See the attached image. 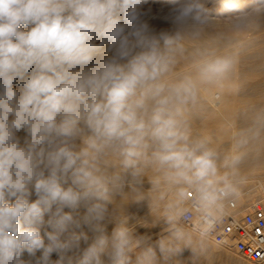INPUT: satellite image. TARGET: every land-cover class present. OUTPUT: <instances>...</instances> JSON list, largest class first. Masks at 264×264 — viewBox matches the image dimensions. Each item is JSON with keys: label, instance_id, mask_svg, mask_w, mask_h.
Segmentation results:
<instances>
[{"label": "clouds", "instance_id": "obj_1", "mask_svg": "<svg viewBox=\"0 0 264 264\" xmlns=\"http://www.w3.org/2000/svg\"><path fill=\"white\" fill-rule=\"evenodd\" d=\"M262 24L264 0H0V264L206 252L264 137V110L228 153L194 136L202 91L231 78L245 43H187ZM181 61L191 70L177 72ZM141 203L163 225L155 246L129 225Z\"/></svg>", "mask_w": 264, "mask_h": 264}, {"label": "bare ground", "instance_id": "obj_2", "mask_svg": "<svg viewBox=\"0 0 264 264\" xmlns=\"http://www.w3.org/2000/svg\"><path fill=\"white\" fill-rule=\"evenodd\" d=\"M220 21L219 19L215 21V27L220 30L226 29L230 24L223 22L225 23L223 25ZM221 25H223L224 28H220ZM255 31H258L259 34H256L249 40L244 39L245 47L241 51L239 64L235 68L231 78L221 87L203 90L201 96L205 107L201 110L194 111L190 115V123H193L196 118H202V121L197 119L198 122L200 121V125L198 124L197 127L193 126L195 129L193 128L194 131L191 129L193 131L192 134L194 136L209 137L213 145L222 153H228L232 150L235 133L241 128L249 125L252 116L256 113L255 108L257 107V105H255L256 102L253 100V96L264 91V85L257 82L259 80L258 77L264 75L260 74L257 76L259 73L257 66L261 65L262 69H264V24ZM236 36V34H228V37L225 38L219 37L215 33H209L200 41L195 43L188 42L187 48L190 51L197 46H206L217 50H227L231 48V40L234 38L236 39ZM237 40H239L238 36ZM257 63H259V65H257ZM191 68L192 65L189 62L181 61L176 71L185 72L191 70ZM260 72L264 73V71ZM214 90H218L221 93V99L218 101H215L212 97V91ZM197 120L195 121L196 124ZM225 124L231 125L232 129H226L224 127ZM19 135L22 137L23 132H20ZM258 163H264V137L250 146L248 156L240 170L244 172V169L255 168V166L252 165ZM254 193L258 195L264 193V172L260 174L259 181L255 184ZM126 202L127 200L124 201V203ZM118 208L122 213L123 206L118 205ZM111 227L112 225H109V232L111 231ZM209 244L212 250L207 251L201 256L203 262L206 264H228L231 261V256L235 249L227 244H217L211 240ZM187 249H183L181 252L177 253V255L184 253V251L186 252ZM55 258V255H53V259ZM239 258L244 259L241 256H239ZM198 259L199 255L194 253L191 261L195 262Z\"/></svg>", "mask_w": 264, "mask_h": 264}, {"label": "built area", "instance_id": "obj_3", "mask_svg": "<svg viewBox=\"0 0 264 264\" xmlns=\"http://www.w3.org/2000/svg\"><path fill=\"white\" fill-rule=\"evenodd\" d=\"M210 240L227 244L253 264H264V193L248 197L240 192L226 206V215Z\"/></svg>", "mask_w": 264, "mask_h": 264}, {"label": "rangeland", "instance_id": "obj_4", "mask_svg": "<svg viewBox=\"0 0 264 264\" xmlns=\"http://www.w3.org/2000/svg\"><path fill=\"white\" fill-rule=\"evenodd\" d=\"M219 20H221L220 21L221 24L223 22H227L228 24L231 23L229 20H226L223 18H219ZM224 24L225 23H223V25ZM223 25H221L220 28H224ZM256 34H259V32L253 31V32H247V33H240V34H236V35L238 36L239 40L243 39L242 41H245L244 39L249 40L250 38L254 37ZM237 36H236V39L235 38L233 39L234 41L237 40ZM233 40H231L232 44L234 42ZM257 65H259V63H257ZM259 66H257L258 72H259L257 74V76H259L260 74L261 75L264 74V73L260 72V71H264V69H262L261 65H259ZM259 68H260V70H259ZM262 76H264V75H262ZM262 76L258 77L259 80L257 82H260L262 85H264V77H262ZM262 92H264V91H262ZM262 92L257 93L253 96L254 97L253 100L256 102L255 105H257V107L255 108L256 112H258V110L260 111V110L264 109V96H261V95H264V93H262ZM212 97L215 101H218L221 99V93L218 90H214V91H212ZM197 119L202 121V118H196L193 123H190V128L193 131L195 129L194 127H197L198 124L200 125V121L198 122ZM196 120H197V124L195 122ZM226 125L227 124L224 125V127L226 129L227 128L232 129L231 125H229V124L227 126ZM192 130H191V132L193 133ZM252 166H255V168L244 169V172H243V170L242 171L240 170L241 177L243 178V183L240 185V192L247 191L248 197H250V198H252L253 196H258L257 193L256 194L254 193V187H255V184H257V181H259L260 174L262 172H264V163H258V164H254ZM244 181H246V182H244ZM253 182H254V185H253ZM127 211L130 215L129 225L131 227L135 228L137 234L144 235V236L148 237L149 238L148 242L155 246L156 241L159 239V237L162 233L163 225L162 224L153 225L152 217L149 214L147 204L146 203L132 204L128 207ZM122 214H123V212L121 213V215ZM186 249L187 248H185V250ZM210 250H212V249H211V245L208 242L206 252L210 251ZM206 252H204L203 254H205ZM193 254L194 253L190 249H187L186 252L184 251V253L179 254V255H177V254L172 255L171 257H169L168 260L165 261L157 249L158 264H206L205 262H203V259L201 257L203 254H198L199 259L196 260L195 262H192L191 259H192ZM195 254H197V253H195ZM239 256H238V253L236 250L233 251V254L231 256V261L228 264H253L249 261H246V259L239 258Z\"/></svg>", "mask_w": 264, "mask_h": 264}]
</instances>
